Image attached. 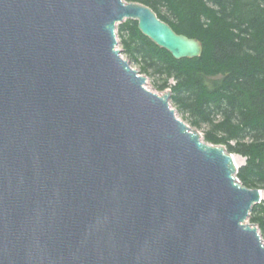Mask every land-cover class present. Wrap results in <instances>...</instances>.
Returning <instances> with one entry per match:
<instances>
[{"label":"water","instance_id":"obj_1","mask_svg":"<svg viewBox=\"0 0 264 264\" xmlns=\"http://www.w3.org/2000/svg\"><path fill=\"white\" fill-rule=\"evenodd\" d=\"M201 42L129 0H0V264H264V190L123 58Z\"/></svg>","mask_w":264,"mask_h":264},{"label":"trees","instance_id":"obj_2","mask_svg":"<svg viewBox=\"0 0 264 264\" xmlns=\"http://www.w3.org/2000/svg\"><path fill=\"white\" fill-rule=\"evenodd\" d=\"M129 1L148 5L175 32L197 38L202 52L176 59L126 19L117 25L122 54L156 89H170L171 105L205 141L244 158L237 172L244 185L264 190V0ZM249 221L264 239V200Z\"/></svg>","mask_w":264,"mask_h":264},{"label":"rangeland","instance_id":"obj_3","mask_svg":"<svg viewBox=\"0 0 264 264\" xmlns=\"http://www.w3.org/2000/svg\"><path fill=\"white\" fill-rule=\"evenodd\" d=\"M118 48L119 49H121V47L119 46V43H118ZM122 56H123V58H126L123 54H122ZM127 59V58H126ZM128 60V59H127ZM130 62V61H129ZM131 64V66L133 67V68H135V69H137L138 71H139V68L136 66V65H134V64H132V63H130ZM141 74H143V75H145L146 76V87L147 88H149V89H151V90H154V91H156V92H158V93H162L163 91H160V90H158V89H156L155 88V86L153 85V81H152V78L150 77V76H148L147 74H144V73H141ZM172 82V81H171ZM173 107V106H172ZM177 114H178V117L180 118V119H182V120H184L183 118H182V116L177 112ZM185 121V120H184ZM186 122V121H185ZM193 128V127H192ZM196 129V128H195ZM200 133H201V135H202V137H203V134H202V131L201 130H199V129H197ZM237 157V156H236ZM237 160H238V165H239V167L242 165V164H244V158L243 157H241V156H239L238 155V157H237Z\"/></svg>","mask_w":264,"mask_h":264},{"label":"bare ground","instance_id":"obj_4","mask_svg":"<svg viewBox=\"0 0 264 264\" xmlns=\"http://www.w3.org/2000/svg\"><path fill=\"white\" fill-rule=\"evenodd\" d=\"M235 162L238 165V160H237V157L236 156H235ZM262 196L264 197V191L262 192Z\"/></svg>","mask_w":264,"mask_h":264}]
</instances>
